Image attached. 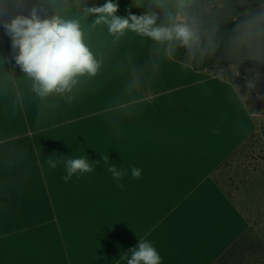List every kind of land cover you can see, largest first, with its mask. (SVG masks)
<instances>
[{"label":"crops","instance_id":"crops-1","mask_svg":"<svg viewBox=\"0 0 264 264\" xmlns=\"http://www.w3.org/2000/svg\"><path fill=\"white\" fill-rule=\"evenodd\" d=\"M105 2L79 0V7ZM112 2L118 16L150 10L135 6L147 0ZM34 6L42 18L51 15L42 0L0 4V264H127L140 240L152 243L160 264H218L251 230L214 176L252 146L256 131L234 86L211 69L154 57L152 41L135 33L114 41L105 25L91 28L89 16L81 24L103 59L100 72L70 102L57 98L54 109H42L2 26ZM150 60L159 66L138 92L142 103L130 113L109 111L128 70ZM82 156L94 170L65 182L63 161ZM48 159L61 163L51 168ZM109 165L126 174L114 179ZM252 179L241 182L247 196Z\"/></svg>","mask_w":264,"mask_h":264},{"label":"clouds","instance_id":"clouds-1","mask_svg":"<svg viewBox=\"0 0 264 264\" xmlns=\"http://www.w3.org/2000/svg\"><path fill=\"white\" fill-rule=\"evenodd\" d=\"M3 0H0V4ZM50 8L51 15L41 16V9L32 7L27 15L16 14L2 26L11 38V47L16 50L15 64L19 66L30 81L32 93L41 102L42 109H54L57 98L71 101L74 90L83 80L95 78L103 66V59L93 51L85 38V30L81 24V17L95 18L90 23L91 28L105 25L109 35L118 41L127 32L135 33L152 41V55L161 60L171 58L175 52L183 48L188 67L191 62L202 63L209 50L214 51L212 40H203L199 23L189 20V9L193 0H147L136 7L149 8L142 15H116L118 5L112 0H106L102 6L79 7V0H42ZM76 7L79 15L68 16L67 10ZM159 21V23H158ZM252 67L245 68L241 76L240 66L230 68L228 75L232 80L242 79L241 85H234V90L244 107L248 108V99L255 94L256 100H264V95L258 91V85L264 81V73L259 69L264 62L251 60ZM158 63L150 60L146 65L133 66L128 70L122 90L110 102L109 111L132 112L135 106L142 103L138 96L149 71L155 72ZM264 111L252 110L251 115L259 116ZM108 156H103L107 164ZM51 168L57 167L61 161L48 159ZM67 182L73 175L92 172L93 163L86 156L71 157L63 161ZM114 179L119 180L126 173L118 170L115 165L108 166ZM131 174L138 179L141 171L133 167ZM121 187H123L121 185ZM131 256H126L127 264H160V256L152 243L140 240L131 250Z\"/></svg>","mask_w":264,"mask_h":264},{"label":"rangeland","instance_id":"rangeland-1","mask_svg":"<svg viewBox=\"0 0 264 264\" xmlns=\"http://www.w3.org/2000/svg\"><path fill=\"white\" fill-rule=\"evenodd\" d=\"M231 2H256L250 0H195L198 11L196 16L189 15L190 22L205 25H213L219 18L226 16V4ZM264 3V0H261ZM195 8V7H194ZM255 17L243 25L237 27V37L226 52L227 65L212 67L211 72L220 75L228 81L241 85L243 80H232L228 71L230 68L240 66L241 76L245 74V68L254 66L251 60L264 62V4L255 10ZM206 19V22L204 21ZM209 20V21H208ZM264 73V67L259 69ZM258 91L264 95V81L258 85ZM249 107L257 112L264 111V100H256L255 94L247 101ZM259 130L255 132V138L250 148H246L230 167H224L214 173L224 190H228L235 205L249 219L251 228L246 243L236 251L234 255L227 257L218 264H264V113L253 117ZM256 125V124H255ZM252 179V194L246 195L247 186H241L247 177ZM239 187V191L234 188Z\"/></svg>","mask_w":264,"mask_h":264},{"label":"trees","instance_id":"trees-1","mask_svg":"<svg viewBox=\"0 0 264 264\" xmlns=\"http://www.w3.org/2000/svg\"><path fill=\"white\" fill-rule=\"evenodd\" d=\"M264 3L261 1L256 2H231L226 4V16L225 18H219L213 25L207 27L208 24L199 25L201 29V36L203 40H208L209 38L212 40L215 50H209L205 59L202 63L191 62L190 66L195 71H204L211 69L212 67H218L221 65H227L230 62H226L225 56L226 52L231 46L232 42L237 37V27L239 25H243L247 23L249 20H253L255 17V10L258 7H261ZM195 7V8H194ZM198 11L197 4H192L189 9V13L191 16H196ZM206 22V19L204 20ZM209 21V20H208ZM173 59L183 63L188 64V61L185 58V50L183 48L178 49L175 54L172 56ZM225 79V78H224ZM230 83L234 86L235 82ZM237 84V83H236ZM243 92L244 90L241 89ZM248 112L251 114L252 109L250 107L247 108ZM255 122V120H254ZM256 124V130H259V127ZM256 132V131H255ZM255 133L250 136L251 142L254 139ZM246 235L242 236L232 247H230L224 254L219 258L218 263L220 261L225 260L227 257L234 255L236 251H239L246 242Z\"/></svg>","mask_w":264,"mask_h":264}]
</instances>
